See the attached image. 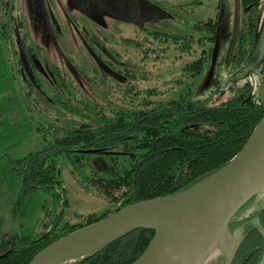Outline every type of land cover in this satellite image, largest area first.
Returning a JSON list of instances; mask_svg holds the SVG:
<instances>
[{"label": "rangeland", "instance_id": "obj_1", "mask_svg": "<svg viewBox=\"0 0 264 264\" xmlns=\"http://www.w3.org/2000/svg\"><path fill=\"white\" fill-rule=\"evenodd\" d=\"M150 2L166 13L177 14L180 21L195 23L213 18L217 1ZM195 2H201L204 7L193 9ZM222 4L224 14L219 18L221 26L215 31L193 28L192 23L185 26L170 20L169 16L155 25H147L146 32L151 34H142L133 27L116 24L112 44L107 41L104 45L105 56L127 74V82L108 90L106 95L85 96L80 91L74 95L63 92L49 94L51 99L59 101L43 111L52 127L43 125L35 115L27 114L23 100L15 92L3 93L7 86L5 75H8L4 73L9 65L7 47L0 38V76L5 77L3 82L0 81V238L7 235L33 241L54 223V237H61L68 233L69 227L85 225L88 219L98 218L120 205L107 199L91 184L92 180L113 179L114 173L120 174L128 165L127 153L85 154L77 151L56 157L60 190L31 191L22 182L16 161L43 150L62 128L74 130L90 125L96 119L111 118L116 111L150 110L184 95L191 100H208L209 106L237 98V85H233L231 80L234 76V68H230L232 59L226 57L234 23V2L222 0ZM142 38H145L143 44L148 51L143 63L139 61L141 50L138 48ZM199 61L203 65L200 73L189 69ZM94 103L97 104L95 109L92 108ZM36 123L40 133L35 129ZM124 190L116 193L114 198L118 199ZM263 196L264 191L255 196L232 222L248 221L260 206ZM213 261L212 264H222L219 257Z\"/></svg>", "mask_w": 264, "mask_h": 264}, {"label": "trees", "instance_id": "obj_2", "mask_svg": "<svg viewBox=\"0 0 264 264\" xmlns=\"http://www.w3.org/2000/svg\"><path fill=\"white\" fill-rule=\"evenodd\" d=\"M201 62L189 69L200 73ZM243 98L209 106L208 100H191L184 95L150 110L116 111L111 118L104 115L90 125L74 130L62 128L43 150L16 161L19 176L31 191L60 190L56 157L90 149L127 153L128 165L120 174L114 173L113 179L92 180L91 184L120 205L88 219L85 225L69 227L67 235L127 205L183 191L225 166L243 148L264 116V104ZM122 190L118 199L114 198ZM55 225L33 241L7 235L0 238V264H28L40 250L63 237H54ZM236 227H243V239L236 251L240 253L238 260L250 248L258 247L247 263L258 264L264 250V222L243 220L237 226L231 225L232 229ZM251 232L252 239L245 241ZM153 234L149 230L133 231L71 264H132L145 251Z\"/></svg>", "mask_w": 264, "mask_h": 264}, {"label": "flooded vegetation", "instance_id": "obj_3", "mask_svg": "<svg viewBox=\"0 0 264 264\" xmlns=\"http://www.w3.org/2000/svg\"><path fill=\"white\" fill-rule=\"evenodd\" d=\"M145 1L156 6L150 0ZM212 1H217L213 18L209 17L204 22H191L193 28L215 31L221 26L219 18L224 14L222 0ZM121 2L0 0V38L7 47L9 65L4 73L8 75H5L7 86L3 93L15 92L23 100L21 102L26 113L35 115L43 125L49 127L50 122L43 111L58 104V99H51L49 94L63 92L74 95L80 91L85 96L98 93L106 95L108 90L124 85L128 80L127 74L114 66L111 58L105 56L104 45L107 41L112 44L116 24L130 26L139 33L148 34L146 26L157 23H142L138 26L117 19L115 15H120ZM193 7L199 9L204 6L201 2H195ZM166 14L176 23L180 22L185 26L191 24L180 21L177 14ZM263 22L264 0H240V27L230 65V68H234L231 80L233 85H237V98L244 96V101L251 99L261 104H264L259 97V92L264 96V51H260ZM142 41L138 45L141 63L145 61L148 52L143 44L145 38ZM174 43L177 48V40ZM4 78L0 76V81L3 82ZM55 84L57 85L54 86ZM76 104L80 106L81 102L77 101ZM96 107L97 104L94 103L92 108ZM32 119L33 117L30 122ZM35 128L38 129L37 123ZM254 219H259L261 224L264 222V196L260 206L248 220ZM240 222L237 221L235 225ZM252 234H248L245 241L251 240ZM256 236L259 237L257 234ZM256 240L259 241L257 238ZM255 249L258 247L250 248L239 260L240 253L237 252L230 264H247L254 256Z\"/></svg>", "mask_w": 264, "mask_h": 264}, {"label": "water", "instance_id": "obj_4", "mask_svg": "<svg viewBox=\"0 0 264 264\" xmlns=\"http://www.w3.org/2000/svg\"><path fill=\"white\" fill-rule=\"evenodd\" d=\"M115 17L135 25L158 23L168 15L145 0H121ZM234 2V23L226 57L232 56L240 27V0ZM264 51V22L260 35ZM210 78V75L208 76ZM261 102L264 96L259 92ZM98 154L99 150H80ZM264 191V116L243 148L222 168L178 193L133 203L95 223L77 229L40 250L28 264H63L88 256L136 230L153 237L132 264H212L207 255L223 238L232 246L217 256L230 264L243 239V227L231 228L233 218ZM258 222V221H252ZM264 241V232L261 231ZM86 248L81 251V248ZM211 261V262H210ZM258 264H264V250Z\"/></svg>", "mask_w": 264, "mask_h": 264}, {"label": "bare ground", "instance_id": "obj_5", "mask_svg": "<svg viewBox=\"0 0 264 264\" xmlns=\"http://www.w3.org/2000/svg\"><path fill=\"white\" fill-rule=\"evenodd\" d=\"M232 246L231 240L228 237H223L216 246L207 255V260H212L217 256L221 255L223 252H227ZM86 248H81V251Z\"/></svg>", "mask_w": 264, "mask_h": 264}]
</instances>
